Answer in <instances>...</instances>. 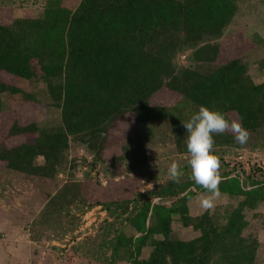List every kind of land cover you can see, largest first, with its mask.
<instances>
[{
  "label": "trees",
  "instance_id": "trees-1",
  "mask_svg": "<svg viewBox=\"0 0 264 264\" xmlns=\"http://www.w3.org/2000/svg\"><path fill=\"white\" fill-rule=\"evenodd\" d=\"M65 1L46 0L42 12L27 18L0 7V113H8L5 130L0 126V167L52 180L64 164L96 169L106 160L105 148L117 144L107 168L126 159L141 179L151 132L145 126L163 123L178 154L208 152L146 192L88 201L89 182L71 181L48 193L47 202L57 201L54 209L63 211L79 199L82 208L107 211L98 240L107 264H254L259 240L244 234V210L264 202V180L253 161L247 172L242 158L245 134L264 131V81H253L251 63L241 54L263 40L264 0H76L74 7ZM244 25V41H234ZM254 63L263 69L264 59ZM24 81L41 82L43 98L24 92ZM163 89L170 100L155 103ZM4 95H19L32 107L5 111ZM47 99L58 111L57 123L28 120ZM71 141L85 147L88 162L66 157ZM226 147L234 148L236 161L214 176L211 167L223 165ZM197 191L242 199L218 223L208 209L190 214ZM175 223L194 235L180 236ZM76 244L75 250L84 246Z\"/></svg>",
  "mask_w": 264,
  "mask_h": 264
},
{
  "label": "rangeland",
  "instance_id": "rangeland-1",
  "mask_svg": "<svg viewBox=\"0 0 264 264\" xmlns=\"http://www.w3.org/2000/svg\"><path fill=\"white\" fill-rule=\"evenodd\" d=\"M75 1L66 0L65 2L68 6L74 7ZM45 2L46 0H0V7H11L13 17L27 18L37 16L39 12H42ZM6 14H10V12ZM241 14L238 11L237 18ZM237 37L235 36L234 41H241V36ZM262 55H264V46H257L252 54L247 51L243 58L249 62L252 58ZM179 61L183 65H188V61H185L184 58H180ZM256 74L258 75V73ZM41 84L38 81H24L22 88L24 92H30L43 98V95H40V90L43 91ZM4 97L6 98L4 99L5 111L12 112L15 104H17L15 107H20L18 104L24 108L31 109L32 107L31 103H24L23 98L19 95H4ZM169 100V92L165 89L157 92L154 96L155 103H166ZM43 102L49 106L46 107L42 104L36 107L35 114L31 113L30 118L27 117V119L36 120L39 125L45 127L53 126L57 123L58 111L48 99ZM7 117V112L0 113L1 127L4 126L3 120ZM145 127L147 131L151 132L147 133L149 139L145 143L148 168L138 170V173L144 176L141 179H136L134 170L127 169L126 159L116 162L112 168H107L110 165V158L119 151L117 144H114L112 148L110 146L105 148L106 160L96 169L90 170L89 165H85L83 162L77 164L75 168L67 169L64 164L58 170L57 177L52 180L31 179L0 167V264H107L102 253L104 249L98 248L99 232L101 233L100 224L108 218L107 211L101 205L88 209L86 206L82 208L79 199L75 200L74 204L65 206L63 211H57L54 209L58 206V204L56 205L57 201L55 203H51L50 200L47 202V195L48 193L56 195L58 193L56 191L71 181L82 184L89 182L88 201H94L97 198L103 199L104 195L109 198L126 197L133 190L146 192L147 189H152L153 183L168 177L169 172L177 166H183L184 162L203 157L208 152L207 148H202L193 156H182L177 153L173 136L165 124L149 123ZM2 128L4 129V127ZM244 143L246 149H243L244 158H241L245 163L243 165L246 171L248 172V167L252 165L253 161L255 171L258 173L257 177L264 180V131L245 134ZM225 150L223 165L218 163L211 167L214 176L227 171L229 167L226 162L236 161L234 148L226 147ZM66 154L69 159L70 157L76 158V160L84 158L87 162L91 158L84 146L74 145L73 141L70 142ZM147 171L151 172L153 178L150 181L146 180ZM127 180L132 181L128 184ZM95 181L99 182L100 187L94 184ZM81 183L77 185L80 187ZM85 188L87 189L86 185ZM68 194L71 193L68 192ZM240 199L242 197H228L197 191L194 197L189 200V212L192 215H199L208 209L214 218H218V223H224L226 215L237 206ZM244 215L248 221L244 234L254 236L259 240L254 264H264V202L259 203L255 209H245ZM120 226L124 228L122 225ZM181 227L179 223L174 224V231L180 233V236L188 239L194 235V231L190 227ZM125 230L129 232L128 229ZM97 236H99L98 239ZM76 243H84V246L75 250ZM98 249L97 254L95 251ZM115 264L133 263L124 260Z\"/></svg>",
  "mask_w": 264,
  "mask_h": 264
},
{
  "label": "crops",
  "instance_id": "crops-1",
  "mask_svg": "<svg viewBox=\"0 0 264 264\" xmlns=\"http://www.w3.org/2000/svg\"><path fill=\"white\" fill-rule=\"evenodd\" d=\"M240 8H241V10L239 11V12H241L243 9H242V7L240 6ZM235 20H236V17H235ZM245 27L242 29L243 31H241L240 32V34H239V36H241L242 38H243V40H242V38H241V42L242 41H244V38H245V28H247L246 27V25H244ZM261 29H264L263 27H261ZM249 32V31H248ZM263 33V35H264V31L262 32ZM243 35V36H242ZM257 46H264V36H263V40L261 41V43H259V44H256V45H253V46H251V47H249L248 49H246L244 52H242V54H241V56H244V53H246L247 51H250V54H252V52L254 51V48L255 47H257ZM260 59H264V55H262V56H260V57H256V58H252L250 61H249V63H251V71H253L252 73H251V76L253 77V81L255 82V83H261V82H263L264 81V68L263 69H261V70H257L256 68V65H255V61L256 60H260ZM250 71V72H251ZM256 73H258V75L256 74Z\"/></svg>",
  "mask_w": 264,
  "mask_h": 264
},
{
  "label": "clouds",
  "instance_id": "clouds-1",
  "mask_svg": "<svg viewBox=\"0 0 264 264\" xmlns=\"http://www.w3.org/2000/svg\"><path fill=\"white\" fill-rule=\"evenodd\" d=\"M131 175H133L132 173H130Z\"/></svg>",
  "mask_w": 264,
  "mask_h": 264
}]
</instances>
